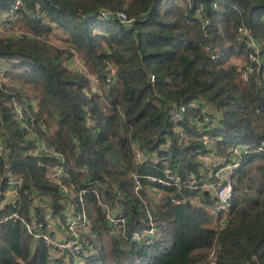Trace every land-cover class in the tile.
<instances>
[{
    "label": "trees",
    "instance_id": "16d2710c",
    "mask_svg": "<svg viewBox=\"0 0 264 264\" xmlns=\"http://www.w3.org/2000/svg\"><path fill=\"white\" fill-rule=\"evenodd\" d=\"M12 2L0 0V13ZM21 3L15 21L20 35L0 37V218L36 216L45 223L50 214L64 223L67 199L49 174L62 168L68 175L64 184L74 194L84 192L91 239L80 257L66 253L50 263L43 243L21 221L11 220L0 226V264H200L214 240L216 264H264V154L255 151L264 139V78L255 68L245 82L235 66L246 54L238 27L261 40L264 56V0ZM105 11H122L136 20L125 27L102 19ZM73 54L97 77L98 93L69 68ZM107 64L116 69L111 84L106 83ZM172 103L188 108L176 125L168 115ZM193 103L203 105L214 121L206 132L214 141L209 148L201 142L202 117L189 107ZM39 144L63 162L36 156ZM235 146L250 153L231 175V206L220 231L210 194L146 179L162 177L164 160L174 174L200 180L206 170L199 156L228 158ZM133 148L145 156L142 163L134 162ZM154 154L160 159L156 163ZM134 174L144 178L138 195ZM7 175L23 178L13 204H4ZM151 188L160 192L157 200L149 201ZM24 189L36 196L35 206L22 195ZM141 199L156 235L139 243L114 236L99 201L126 216L129 236L145 227Z\"/></svg>",
    "mask_w": 264,
    "mask_h": 264
},
{
    "label": "built area",
    "instance_id": "2783aa9c",
    "mask_svg": "<svg viewBox=\"0 0 264 264\" xmlns=\"http://www.w3.org/2000/svg\"><path fill=\"white\" fill-rule=\"evenodd\" d=\"M21 0H13L9 9L0 13V37H9L14 35H20V32L15 30V21L18 15V11L21 8ZM101 18L104 20L118 21L125 27H131L136 18L129 17L125 12L119 11L115 13L101 12ZM35 19L41 20V15L35 13ZM205 21L203 24H206ZM237 37L240 42L246 48V54L244 60H238L235 64L236 73L241 77L243 81H247L249 75L252 74L255 68H258L261 72V76L264 78V56L261 55L262 43L261 40L253 37L248 29L244 27L237 28ZM69 68L75 73H79L89 80V87L93 93H98V79L95 75H91L85 67L82 60L77 54H73ZM106 83H113L116 76V69L113 65L107 64L106 70ZM150 80L153 81L154 77L151 76ZM100 95V94H99ZM36 102L34 101V104ZM189 107L198 111L202 120L198 122L199 133L201 134V142L204 147L209 148L214 144V141L206 134L208 130L214 125V121L207 115V110L203 105L199 103L190 104ZM168 115L169 120L174 125L183 121V116L187 112L188 108L178 103H172L169 105ZM16 113L19 117L22 116V110L20 107L16 108ZM256 152L264 154V139H262L256 147ZM4 148L0 142V156L3 155ZM250 153L248 147L235 146L228 151V158H219L210 154V156H199L200 163L206 173L197 179L191 175L186 178H182L178 174H174L164 160L162 164V177H146L147 181L153 184H159L163 187L175 188H188L191 190H197L210 194L215 199L214 213L215 220L214 226L216 231H220L225 226V220L229 208L231 206V199L233 193V187L231 183V175L233 171L239 167L241 160ZM36 156H55L58 157L61 163L63 162L61 157L56 154L50 147L45 144H39L34 150ZM133 159L135 163H142L145 160V156L137 148H133ZM154 163L159 161L157 154H154L151 159ZM8 164L5 163L4 167ZM51 180H53L59 188V192L67 199L63 215L65 216L64 223H60L58 219H53L50 214L45 215V220L37 221L36 216H32L30 220H24L17 214L5 215L0 218V226L11 220H19L25 227L27 233H29L35 240H39L46 248L48 261L50 263L58 262L66 253L72 254L74 257H80L85 254L90 248V228L88 224V217L85 207L81 200L83 191L74 194L65 184L64 180L68 179V175L64 173L62 168L53 169L49 172ZM133 192L138 195L141 192V179L142 176L133 175ZM5 185L8 190L3 193L5 197L4 204H13V201L18 197V190L22 188L23 178L17 175H7ZM22 195L27 198L28 202L35 206L37 203L36 196L28 193L26 189L23 190ZM160 196V192L151 188L148 193L149 201L157 200ZM141 211L144 215L145 227L142 230L135 231L127 236L126 216L119 211L114 210L112 206L99 201V206L105 216V220L108 226L111 228L114 236H124L126 240L132 243H139L148 237L156 235V230L153 223V218L150 210L147 207L145 199H141ZM15 207V206H13ZM79 209V211H78ZM77 211V214L75 215ZM217 243L213 241L211 247L208 250L207 257L200 264H216L217 258Z\"/></svg>",
    "mask_w": 264,
    "mask_h": 264
},
{
    "label": "rangeland",
    "instance_id": "374dc122",
    "mask_svg": "<svg viewBox=\"0 0 264 264\" xmlns=\"http://www.w3.org/2000/svg\"><path fill=\"white\" fill-rule=\"evenodd\" d=\"M15 30H17V31L19 30V29H17V26H15ZM54 40H55L56 42H55V43L52 42V43H54V44H59L61 47H65L64 44H63L62 42L58 41V40L55 39V38H54ZM200 253H202V254H203V253L206 254V253H208V252L205 253V251H204V252H200ZM206 255H207V254H206Z\"/></svg>",
    "mask_w": 264,
    "mask_h": 264
},
{
    "label": "crops",
    "instance_id": "0c3cea01",
    "mask_svg": "<svg viewBox=\"0 0 264 264\" xmlns=\"http://www.w3.org/2000/svg\"><path fill=\"white\" fill-rule=\"evenodd\" d=\"M55 39H56V38H55ZM57 40H58V39H57ZM51 41L54 42V43L56 42V41L54 40V38H52ZM58 41H59V40H58ZM55 45H57L58 47H61L59 44H55Z\"/></svg>",
    "mask_w": 264,
    "mask_h": 264
},
{
    "label": "water",
    "instance_id": "95a60500",
    "mask_svg": "<svg viewBox=\"0 0 264 264\" xmlns=\"http://www.w3.org/2000/svg\"><path fill=\"white\" fill-rule=\"evenodd\" d=\"M101 71V73L103 74V70H100Z\"/></svg>",
    "mask_w": 264,
    "mask_h": 264
}]
</instances>
